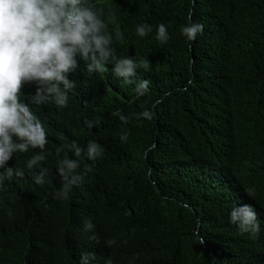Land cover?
Masks as SVG:
<instances>
[{
	"label": "trees",
	"instance_id": "1",
	"mask_svg": "<svg viewBox=\"0 0 264 264\" xmlns=\"http://www.w3.org/2000/svg\"><path fill=\"white\" fill-rule=\"evenodd\" d=\"M91 2L106 22L116 16L108 24L116 57L150 68L138 63L125 82L113 61L89 73L78 57L75 94L66 107L50 101L43 117L45 182L28 175L0 182L4 258L10 250L38 264H80L83 253L101 264H264V0ZM192 21L204 26L195 41L181 32ZM144 23L153 30L141 38L136 28ZM161 23L170 35L164 44L156 39ZM140 80L151 81L149 91L135 97ZM117 109L128 123L111 115ZM144 110L151 120L137 116ZM73 141L83 148L95 141L104 152L95 161L82 154L83 182L58 200L64 152L56 149ZM243 204L258 214L255 237L230 222Z\"/></svg>",
	"mask_w": 264,
	"mask_h": 264
},
{
	"label": "clouds",
	"instance_id": "2",
	"mask_svg": "<svg viewBox=\"0 0 264 264\" xmlns=\"http://www.w3.org/2000/svg\"><path fill=\"white\" fill-rule=\"evenodd\" d=\"M103 16V11L97 10L91 0H0V182L26 175L37 184L45 182L49 170L43 167L47 162L48 144L43 117L50 101L58 107H66L69 94H75L77 83L70 76L78 69V57L87 64L89 73H103L107 63L113 61V74L125 82H132L131 78L136 77L138 63L145 71L149 70L148 61L138 62L133 56L116 57L113 37L108 32V24H115L116 16L112 14L107 22ZM152 30V25L144 23L137 25L136 34L143 38ZM203 30L204 26L195 21L181 26L182 34L189 41H195ZM115 35L122 42L123 33L117 30ZM156 39L162 44L168 42L167 25L157 26ZM150 83V80H140L135 97L147 94ZM111 115L119 117L123 123L130 120L120 109ZM137 116L153 118L150 110ZM88 125L92 127L93 122L88 121ZM127 139L125 132L121 140ZM17 152H27V156L9 162ZM61 152L64 156L56 170L61 177V187L55 192V198L67 200L73 188L84 179L77 171L79 158L86 154L89 160L95 161L103 155L104 149L95 141H89L86 148L73 141L57 147L56 155L60 156ZM68 152L76 159L70 158ZM230 222L237 225L241 233H251L254 237L260 231L258 214L250 204L233 207ZM84 227L92 231L95 225L89 220ZM89 239L100 243L95 234ZM200 242H204L203 238ZM106 243L111 247L116 241ZM0 264L38 263L30 259L16 260L10 250L4 258L0 249ZM80 264L101 263L94 253H83ZM106 264L113 261L109 258Z\"/></svg>",
	"mask_w": 264,
	"mask_h": 264
}]
</instances>
